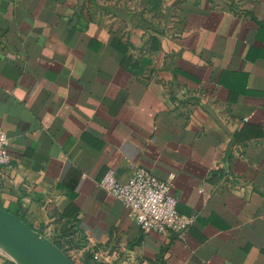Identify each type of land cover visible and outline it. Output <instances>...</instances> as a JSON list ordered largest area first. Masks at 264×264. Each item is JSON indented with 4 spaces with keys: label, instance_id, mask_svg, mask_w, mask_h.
I'll use <instances>...</instances> for the list:
<instances>
[{
    "label": "crops",
    "instance_id": "1",
    "mask_svg": "<svg viewBox=\"0 0 264 264\" xmlns=\"http://www.w3.org/2000/svg\"><path fill=\"white\" fill-rule=\"evenodd\" d=\"M0 128V208L73 264H264V0H0ZM136 167L185 232L99 187Z\"/></svg>",
    "mask_w": 264,
    "mask_h": 264
},
{
    "label": "built area",
    "instance_id": "2",
    "mask_svg": "<svg viewBox=\"0 0 264 264\" xmlns=\"http://www.w3.org/2000/svg\"><path fill=\"white\" fill-rule=\"evenodd\" d=\"M8 145V136L0 128V166L10 160ZM98 185L127 209L144 233H182L193 223L192 215L177 211V200L171 193L169 182L159 179L143 167H136L124 180L117 178L114 171L108 169Z\"/></svg>",
    "mask_w": 264,
    "mask_h": 264
},
{
    "label": "water",
    "instance_id": "3",
    "mask_svg": "<svg viewBox=\"0 0 264 264\" xmlns=\"http://www.w3.org/2000/svg\"><path fill=\"white\" fill-rule=\"evenodd\" d=\"M0 234L9 237L21 249L42 264H73L69 257L51 241L33 231L22 219L0 208ZM0 252L20 264L0 248Z\"/></svg>",
    "mask_w": 264,
    "mask_h": 264
},
{
    "label": "bare ground",
    "instance_id": "4",
    "mask_svg": "<svg viewBox=\"0 0 264 264\" xmlns=\"http://www.w3.org/2000/svg\"><path fill=\"white\" fill-rule=\"evenodd\" d=\"M0 248L6 253L9 251L12 252V254L21 258L24 264H42L38 260H35L27 251L21 249L19 245H16L13 240L4 234H0Z\"/></svg>",
    "mask_w": 264,
    "mask_h": 264
},
{
    "label": "rangeland",
    "instance_id": "5",
    "mask_svg": "<svg viewBox=\"0 0 264 264\" xmlns=\"http://www.w3.org/2000/svg\"><path fill=\"white\" fill-rule=\"evenodd\" d=\"M8 254H10L16 261H18L20 264H24L23 260L19 257H17L16 255L12 254V252H8Z\"/></svg>",
    "mask_w": 264,
    "mask_h": 264
}]
</instances>
